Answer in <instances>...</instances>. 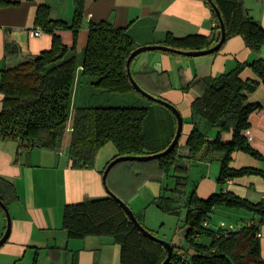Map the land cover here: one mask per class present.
Segmentation results:
<instances>
[{
    "label": "trees",
    "instance_id": "obj_1",
    "mask_svg": "<svg viewBox=\"0 0 264 264\" xmlns=\"http://www.w3.org/2000/svg\"><path fill=\"white\" fill-rule=\"evenodd\" d=\"M212 1L220 9L224 19V43L229 38L240 35L251 50L259 51L264 45V26L250 14L244 0ZM82 2L83 0H78L71 21L53 19L51 8L46 4L38 7L35 24L52 35L51 47L41 52L24 53L13 39L10 29L5 30V66L0 81V93L3 94V108L0 112L1 139H15L20 142L22 149L42 147L59 150L63 147L78 64V35L85 23ZM204 2L210 6L216 20L210 35L198 33L178 37L168 32L160 43L181 50H202L216 45L221 38V25L210 1ZM13 3L15 2L10 0H0V8ZM66 29L74 33L71 47L64 43L60 34L61 30ZM137 47L125 28L116 27L109 20L90 23L83 54L82 75L90 77L92 84L101 93L125 94L135 91L145 97L133 86L127 70V60ZM246 67H251L257 78H243L241 73ZM262 82L264 57L240 63L235 69L218 76L195 82L192 79L184 89L196 87L199 95L192 102L190 119L184 120L192 124L186 142L179 140L170 153L158 159L128 161L154 165L153 172L157 171L159 176L154 175L152 178L159 181L166 176L175 177L174 187L166 189L171 191V195H167L162 188L160 195L153 200V203L170 214L184 215V223L180 229L182 243L170 241L174 253L167 264H180V258L176 254L178 250L190 254L193 264H264L257 225H244L228 233L204 226V221L209 220L219 206L248 210L261 217L260 223L264 222V202L254 203L223 190L230 179L249 174L264 176V171L260 168H236L231 165L236 151H244L264 160V156L251 145L247 136L251 125L250 116L260 108V104L250 102L249 98ZM138 83L149 93L166 100ZM154 108V105H86L76 108L68 148L72 166L94 168L98 152L109 142L118 150L114 158L165 150L175 136L178 120L172 112V126L160 141L151 145L145 126ZM211 128L217 129L216 135L208 132ZM228 134L231 138L227 137ZM214 160H218L221 165L217 178L220 190L203 198L198 196L196 189L189 190V170L194 163ZM143 175L145 174H141ZM17 198L14 182L0 175V199L8 205ZM0 208L2 209L1 206ZM138 219L140 220L139 217ZM141 223L143 224L142 221ZM63 228L71 238H111L121 246V264H162L168 255L166 247L145 236L120 202L110 194L67 204ZM203 235L208 236L210 241L202 242ZM37 255L38 252L34 257V264H37Z\"/></svg>",
    "mask_w": 264,
    "mask_h": 264
},
{
    "label": "crops",
    "instance_id": "obj_2",
    "mask_svg": "<svg viewBox=\"0 0 264 264\" xmlns=\"http://www.w3.org/2000/svg\"><path fill=\"white\" fill-rule=\"evenodd\" d=\"M10 1L15 3L0 8V81L5 66V30L10 29L13 39L24 53L41 52L51 47L52 35L43 29L41 35H35L34 31L40 28L35 24L38 7L46 4L51 8L53 19L71 21L78 3V0ZM244 2L250 14L264 26V0ZM81 6L84 8L85 23L78 35L77 53L81 49L82 55L90 23L103 20L111 21L116 27L125 28L138 46L161 44L168 32L178 37L198 33L210 35L216 25L212 10L204 0H83ZM60 34L64 43L71 47L74 41L73 31L61 30ZM82 55L78 57L80 61L77 62V76L75 75L73 86L74 108H78L79 103H83L82 106L94 105L92 102L96 95H85V88L80 85L83 80L86 82L82 75ZM262 57L264 45L255 52L247 46L242 36L236 35L229 38L218 52L200 56L158 50L145 51L132 60L131 70L138 82L176 105L184 120H188L192 115V102L199 95V89L191 87L186 90V84L192 79L195 82L218 76L235 69L240 63ZM241 76L257 78L251 67L244 68ZM249 101L260 104V108L250 116L249 140L264 156V82L250 96ZM2 108L3 94L0 93V112ZM191 128V123L184 122L180 138L182 143L186 142ZM227 137L231 138V135L228 134ZM69 140L70 138L67 140L66 149L50 150L42 147L22 149L19 141L0 138V175L14 182L18 196L7 205L12 224L8 239L0 247V264H34L36 252L37 264H121V246L111 238H71L63 228V215L67 204L109 195L103 182V170L118 154V150L109 142L98 152L94 168H75L68 153ZM214 161L199 162L202 178L196 192L200 197H207L220 190L217 182L220 170L213 166ZM231 165L236 168L252 166L264 171V160L244 151L234 152ZM153 167L155 168L152 164L120 162L109 172L107 185L137 211L143 207L141 205L144 201L152 197L153 201L162 191V181L152 178L154 175L159 176L157 171L153 172ZM143 173L145 175L141 176ZM144 186L149 189L146 200H134L135 191ZM223 190L231 191L254 203L264 202V176L249 174L230 179ZM132 203L134 206H131ZM242 210H239V215L243 224L235 225L239 228L259 224L261 250L264 255V222L260 223L259 215ZM229 211L219 206L214 213ZM213 214L209 225L217 230L218 223L225 220L218 216L215 219ZM6 228V215L0 208V239ZM171 241L182 243V237L174 236Z\"/></svg>",
    "mask_w": 264,
    "mask_h": 264
},
{
    "label": "rangeland",
    "instance_id": "obj_3",
    "mask_svg": "<svg viewBox=\"0 0 264 264\" xmlns=\"http://www.w3.org/2000/svg\"><path fill=\"white\" fill-rule=\"evenodd\" d=\"M158 51H161V50H158ZM77 54H78V57H80V55H82V50L78 49ZM78 61H80V58H78ZM84 78L86 79V82L83 80L82 84L80 85H83V87L85 88L84 90L85 95L87 93H90L92 95L96 93V95L93 98V102H92V104L94 105H101V106H121V105L123 106H126V105L149 106V105H154L156 108L152 109L153 112L150 114L149 121L146 123V126H145L146 127L145 131L148 132L150 142H152L151 145H155L158 141H160L163 138V135L165 134V132L169 129L170 126H172V121H174L173 119L174 116H173L172 111L165 105L152 101L146 97H143L140 94L136 93L135 91L128 92L126 94L108 93V92H103L104 93L103 94L101 93V90H99L96 86L92 84L90 77H84ZM72 96H73V89H72ZM72 105H73V99L71 98L68 127H67L66 134H65L64 145L62 147L63 149L64 148L66 149L67 140L68 138H70L71 131H72L73 116L76 110V108L72 107ZM82 105L83 103H79L77 107H81ZM208 132L212 135H216L217 129L211 128L210 130H208ZM192 166L193 167L191 168V172L189 174V190L197 189L198 182L202 178L201 176L202 169L200 170L201 166L199 165V162L194 163ZM213 166L217 167V170L218 168L219 170L221 168L220 162H217V161L213 162ZM212 170H214V167ZM174 185H175V177L173 175H170V176H166V178L162 180L161 187L164 189L167 195H171V191L166 190V189H171L174 187ZM148 190L149 189L145 186L137 189V191H135V193L133 194V199L134 200L136 199L139 201L146 200L147 196L149 195ZM210 195H208L207 197H209ZM207 197H203V198H207ZM152 198L149 199L148 201H144L143 205H141V207L143 206L141 209H138L137 211L133 209L134 212L136 213V216L140 218V220L143 222V224L148 229L155 232L156 236H158L161 239H164L170 242L174 236H181L180 229L182 228V225L184 223V215L178 216V215L170 214L162 210L160 207L157 206L156 203H153ZM131 206H134V204L132 203ZM220 208H224L230 211L227 213H222V212L214 213L213 212L215 216L213 213L212 214L215 219L218 216V218L221 217L226 222H234V224L236 225L242 223V220L239 215L240 213L239 210H241L242 208L237 209V208H230L226 206H220ZM244 210L245 209H243L242 211ZM201 241L209 242L210 239L208 236L203 235L201 238Z\"/></svg>",
    "mask_w": 264,
    "mask_h": 264
},
{
    "label": "water",
    "instance_id": "obj_4",
    "mask_svg": "<svg viewBox=\"0 0 264 264\" xmlns=\"http://www.w3.org/2000/svg\"><path fill=\"white\" fill-rule=\"evenodd\" d=\"M209 1L212 5L213 10L217 13L218 19H219V22L221 25V38L216 45H214L208 49H202V50H181V49H176V48L167 46L165 44L142 45V46H138L130 54V56L127 60V70H128V74H129V77H130V80H131L133 86L142 95H144L146 98L165 105L176 115L177 120H178L177 130H176V133H175V136H174L172 142L169 144V146L165 150L157 152V153L145 154V155H120V156H117L116 158H113L107 164L106 168L103 171V182L106 186L108 193L110 195H112L113 197H115L120 202V204L123 206V208L125 209L126 213L130 217V219L136 225V227L145 236H147V237H149L155 241H158L159 243L163 244L166 247V249L168 251V255L162 264H167L168 262H170L172 260L173 253H174V247H173L172 243L169 241H166L164 239L159 238L158 236H156L154 233H152L146 226H144L141 223V221L138 219V217L136 216V213L130 207V205H128L121 197H119L117 194H115L108 187L107 177H108V174L111 171V169L116 164H118L120 162H124V161H150L152 159H158L159 157L170 153L175 148L176 144L179 142V140L182 136L183 127H184V117H183L180 109L176 105H174L173 103H171L167 100H164L163 98H160L158 96H155V95L149 93L147 90H145L134 78V76L132 74V70H131V62L138 54L145 52V51H152V50H161V51H166V52H173V53L187 55V56H200V55H204V54L213 53V52L219 50L221 48L222 44L224 43L225 39H226V26H225L222 14L220 12V9L216 6V4L212 0H209ZM0 206L2 207V209L6 215V219H7L6 231L0 239V247H1L6 242V240L8 239V236H9V233L11 230L12 217H11L9 207L7 206V204L2 199H0Z\"/></svg>",
    "mask_w": 264,
    "mask_h": 264
},
{
    "label": "built area",
    "instance_id": "obj_5",
    "mask_svg": "<svg viewBox=\"0 0 264 264\" xmlns=\"http://www.w3.org/2000/svg\"><path fill=\"white\" fill-rule=\"evenodd\" d=\"M35 35H41L42 33V29L41 28H37L34 31ZM247 136L250 137V130H247ZM257 225V224H255ZM204 226L210 227L209 225V220H205L204 221ZM259 226V224L257 225ZM218 229H222L225 233L231 232V231H235L238 230L239 228L236 227L235 224L233 223H227L225 221H220L217 225ZM258 236H261L260 231L258 230ZM176 254L178 255V257L180 258V264H193L192 263V257L190 254L184 252L183 250H178L176 251Z\"/></svg>",
    "mask_w": 264,
    "mask_h": 264
}]
</instances>
